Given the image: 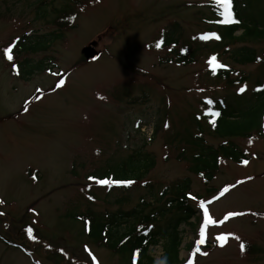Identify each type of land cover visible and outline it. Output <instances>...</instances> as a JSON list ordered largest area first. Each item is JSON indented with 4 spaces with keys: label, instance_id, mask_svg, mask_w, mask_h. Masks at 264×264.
<instances>
[{
    "label": "rangeland",
    "instance_id": "374dc122",
    "mask_svg": "<svg viewBox=\"0 0 264 264\" xmlns=\"http://www.w3.org/2000/svg\"><path fill=\"white\" fill-rule=\"evenodd\" d=\"M210 2L87 0L63 38L10 61L4 50H13L25 33H59L58 11L74 0H0V235L21 244L13 247L0 238V264H133L129 254L90 240L74 215L88 207L127 211L144 199L160 206L164 200L153 202L155 196L187 176L199 213L192 225L181 227L175 264H264V137L233 139L249 162L224 160L209 187L177 158L178 145L168 142L177 132L194 130L193 117L219 101L248 95L256 77H264V63L239 65L206 49L195 63L181 65L170 61V47H157L161 33L176 23L188 42L213 44L200 39L217 29ZM237 2L256 18L264 11V0ZM89 45L100 53L96 62L82 54ZM250 45L264 57V40ZM212 56L215 65L209 63ZM25 58L38 66L33 75H27L32 65H23ZM223 62L251 78L236 86L211 80L206 71ZM60 80L64 85L58 87ZM208 141L222 140L208 136ZM137 151L156 161L141 180L118 187L93 179L108 163ZM202 200L217 223L206 229L197 251ZM229 212L242 215L219 224ZM150 252L159 262L164 251L157 245Z\"/></svg>",
    "mask_w": 264,
    "mask_h": 264
},
{
    "label": "trees",
    "instance_id": "16d2710c",
    "mask_svg": "<svg viewBox=\"0 0 264 264\" xmlns=\"http://www.w3.org/2000/svg\"><path fill=\"white\" fill-rule=\"evenodd\" d=\"M84 1L87 0H74L73 6L66 4L58 11L54 22L59 33L51 32L34 37L32 33H25L12 46V55L35 54L48 49L56 38H63L65 31L76 26L79 7ZM208 6L211 19L217 25L212 33L220 36V39H209L213 43L210 46L207 45L209 41L188 42L181 34L180 25L176 23L174 27L164 30L159 39L162 48H171L173 57L170 61L190 65L197 61L204 50L210 49L219 52V55H229L228 58L239 65L264 63V57L261 58L257 48L250 45L253 40H264V11H257L260 17L256 18L243 9L237 0H232L235 22L223 24L219 23L223 19L220 15L223 9L215 0H211ZM23 65H32L27 75H33L38 68L28 58H25ZM206 72L211 80L222 81L231 86L246 83L251 78L250 75H238L228 62L210 67ZM209 109L192 118L191 125L194 130L186 128L182 133L177 132L168 137L170 144L175 142L177 149L179 147L177 158L180 161L185 160L188 171L202 179L206 187L215 180L224 160L249 162V156L233 139H248L254 135L264 137V77H256L248 95H239L232 101H219ZM215 112L220 115H214ZM208 136H215L222 141L214 145L208 141ZM155 165L154 158L137 151L127 158L108 163L100 171L93 173L95 178H92L95 181L108 179L135 182L141 180ZM191 184L192 180L188 176L173 182L160 197L155 196L153 202L164 200L160 206L144 199L138 207L127 211L118 209L97 212L88 207L75 214L74 218L85 223L90 240L103 244L120 255L129 254L133 264H175L179 260L183 242L181 227L192 225V219H197L199 213L198 206L192 202ZM207 190L214 192L211 188ZM145 207L150 210L145 212ZM0 238L12 246H21L1 235ZM157 245H162L164 251L159 262L150 252ZM27 254L31 255L30 249Z\"/></svg>",
    "mask_w": 264,
    "mask_h": 264
},
{
    "label": "snow or ice",
    "instance_id": "6c2138e0",
    "mask_svg": "<svg viewBox=\"0 0 264 264\" xmlns=\"http://www.w3.org/2000/svg\"><path fill=\"white\" fill-rule=\"evenodd\" d=\"M216 4H218L222 9L223 11L220 13V15L223 17L222 20L219 21V23H223V24H229V23H233L235 22L234 21V18H233V12H232V0H215ZM215 38V39H220V36H218L217 34L215 33H207V34H204L200 37V39L202 40H209L211 38ZM157 47H160V44H157ZM5 54L7 56V59L8 60H12L13 59V56H12V49L11 48H6L5 50ZM216 56H212L209 60V63L210 64H213L215 65V62H216ZM222 66V65H221ZM64 85V81L63 80H60L59 81V84L57 85L58 87H61ZM239 91L241 93H243L245 91V88H240ZM209 104L212 103L211 100L208 101ZM209 111H211V109H209ZM214 115L216 116H219L220 113L219 112H215ZM214 123V121H213ZM245 164L248 163V161H244ZM99 183L101 185H109L111 186L112 184H117V185H121V184H124V185H130L133 183V181H121V180H108V179H101L99 180ZM228 188H224L221 192H220V196H223L226 192H228ZM193 199H195V197H193ZM215 199V198H214ZM212 201H208L207 203H211ZM200 207L203 209V212H204V221H203V225L200 229V239L196 242L197 243V251H199V245H202L204 242H205V231L206 229L209 227V225H214L217 223L216 220L213 219L212 215L210 214L209 212V209L208 207L206 206V203L205 201H200ZM237 215H242V213H235V212H229L227 213V215L224 217L223 220H220L219 221V224H223L229 217H233V216H237ZM28 232L29 234L32 233V229L29 228L28 229ZM219 239H224V237H219ZM237 239H239V237H237ZM241 247L243 248L244 246L241 245ZM189 264H192V261H189Z\"/></svg>",
    "mask_w": 264,
    "mask_h": 264
},
{
    "label": "water",
    "instance_id": "95a60500",
    "mask_svg": "<svg viewBox=\"0 0 264 264\" xmlns=\"http://www.w3.org/2000/svg\"><path fill=\"white\" fill-rule=\"evenodd\" d=\"M83 54L88 61H95L99 58V53L94 46H88L83 49Z\"/></svg>",
    "mask_w": 264,
    "mask_h": 264
}]
</instances>
